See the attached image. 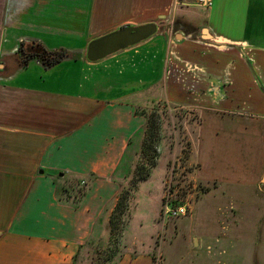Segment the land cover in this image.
<instances>
[{
	"label": "crops",
	"instance_id": "crops-1",
	"mask_svg": "<svg viewBox=\"0 0 264 264\" xmlns=\"http://www.w3.org/2000/svg\"><path fill=\"white\" fill-rule=\"evenodd\" d=\"M174 3L0 0V264H72L78 247L94 234L105 201L119 187L116 170L147 123L139 106L157 94L181 102L183 92L157 83V74L128 86L105 85L90 71L97 63L79 54L91 37L160 19ZM205 18L201 36L181 35L179 40L176 35L173 41L160 28L133 48L149 51V62L154 59L166 70L174 57L181 67L208 73V93L218 108L254 109L263 115L264 0H216ZM205 29L211 40L203 39ZM33 43L78 59L52 68L35 57L22 64ZM146 73L155 72L149 68ZM89 176L92 190L78 208L60 203L59 184L68 188L71 181ZM33 213L35 225L46 223L48 234L19 233ZM258 262L264 263V257Z\"/></svg>",
	"mask_w": 264,
	"mask_h": 264
},
{
	"label": "rangeland",
	"instance_id": "rangeland-1",
	"mask_svg": "<svg viewBox=\"0 0 264 264\" xmlns=\"http://www.w3.org/2000/svg\"><path fill=\"white\" fill-rule=\"evenodd\" d=\"M208 14L197 0H175L165 20L144 24L163 23L161 32L175 41L178 34L199 36ZM149 55L143 48H131L90 66L105 85L115 81L128 86L157 74V83L183 94L181 102L157 94L139 106L147 123L131 141L115 173L119 187L105 201L98 227L78 247L72 264H144L150 259L154 264H264L258 262L264 257V114L218 108L208 93V73L181 67L174 57L166 70L154 59L149 62ZM149 68L155 73H146ZM66 186L58 185L60 203L78 208L92 190L91 177ZM123 195L126 207L116 212ZM169 197L176 203L188 201L189 215L166 217ZM28 218L19 233L34 238L49 233L46 223L35 225L34 213Z\"/></svg>",
	"mask_w": 264,
	"mask_h": 264
},
{
	"label": "water",
	"instance_id": "water-1",
	"mask_svg": "<svg viewBox=\"0 0 264 264\" xmlns=\"http://www.w3.org/2000/svg\"><path fill=\"white\" fill-rule=\"evenodd\" d=\"M160 19L164 20L166 17L162 16ZM159 30L160 25L151 22L140 26H126L112 31L92 40L87 46L84 59L90 64L98 63L152 39L158 35ZM176 39L180 40L182 36L177 35ZM203 39H212L207 29L203 30ZM194 245H197L196 240Z\"/></svg>",
	"mask_w": 264,
	"mask_h": 264
},
{
	"label": "trees",
	"instance_id": "trees-1",
	"mask_svg": "<svg viewBox=\"0 0 264 264\" xmlns=\"http://www.w3.org/2000/svg\"><path fill=\"white\" fill-rule=\"evenodd\" d=\"M28 46V45H27ZM27 49H31V52H29V54H27L26 58L23 60L22 64H27L28 60L30 58H38V60L42 61V63L44 64V66L46 68H52L58 64H60L61 62L68 60V59H78L77 56H75L74 54L60 49V50H56V51H52L49 52L47 51L41 44L39 43H33L30 45L29 48ZM21 50L26 52V46L23 45L21 47ZM143 115H146V113H143ZM149 126V124H148ZM149 134V132L147 133ZM142 179V178H140ZM126 196L123 195L122 198L120 199L117 207H116V212L119 211L120 209V213L123 211V209L126 207L125 205V201H126ZM111 229H112V234H114L113 232H115L116 230V226H115V219H112L111 221Z\"/></svg>",
	"mask_w": 264,
	"mask_h": 264
},
{
	"label": "built area",
	"instance_id": "built-area-1",
	"mask_svg": "<svg viewBox=\"0 0 264 264\" xmlns=\"http://www.w3.org/2000/svg\"><path fill=\"white\" fill-rule=\"evenodd\" d=\"M197 6L206 10H210L214 6V0H197ZM190 203L183 201L176 203L170 197L165 205V216L171 219L186 217L190 213Z\"/></svg>",
	"mask_w": 264,
	"mask_h": 264
}]
</instances>
